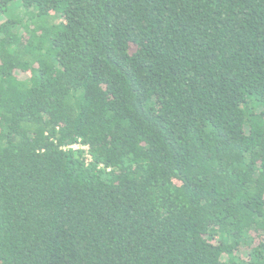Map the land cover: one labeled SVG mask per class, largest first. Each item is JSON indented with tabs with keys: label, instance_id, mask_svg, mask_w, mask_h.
Segmentation results:
<instances>
[{
	"label": "trees",
	"instance_id": "1",
	"mask_svg": "<svg viewBox=\"0 0 264 264\" xmlns=\"http://www.w3.org/2000/svg\"><path fill=\"white\" fill-rule=\"evenodd\" d=\"M0 264H264V0H0Z\"/></svg>",
	"mask_w": 264,
	"mask_h": 264
},
{
	"label": "built area",
	"instance_id": "2",
	"mask_svg": "<svg viewBox=\"0 0 264 264\" xmlns=\"http://www.w3.org/2000/svg\"><path fill=\"white\" fill-rule=\"evenodd\" d=\"M71 147H72V148H83V149H85V150H86V151H85V154L87 155V160H88V161L91 160V157H90V155H89V153H88V146H87V145H80V144H78V143H75V144L71 145Z\"/></svg>",
	"mask_w": 264,
	"mask_h": 264
}]
</instances>
